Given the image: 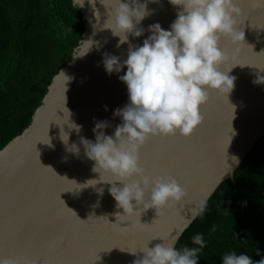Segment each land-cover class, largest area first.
Listing matches in <instances>:
<instances>
[{
    "label": "water",
    "instance_id": "water-1",
    "mask_svg": "<svg viewBox=\"0 0 264 264\" xmlns=\"http://www.w3.org/2000/svg\"><path fill=\"white\" fill-rule=\"evenodd\" d=\"M103 2L111 5L114 0ZM233 3L241 9L237 30L244 31V41L237 44L224 38L220 46L229 55L224 70L232 68L229 75L236 77L228 95L234 113L224 95L209 91V100L201 108L204 121L190 137H150L139 153L145 174L174 176L188 187V197L162 215L148 209L141 216L117 219V212L124 213L108 191L111 184L81 188L89 179L99 180L100 173L92 171L95 162L86 157L80 137L95 142L93 128L104 121L109 124L105 134L114 136L115 127L123 123L114 112L129 103L127 85L119 79L127 69L109 75L103 59L107 53L123 62L129 44L117 47L119 37L105 28L108 8L100 0H95V8L84 0L79 7L84 31L72 59L52 77L29 124L0 149V259L15 258L21 264H132L143 257L139 249L153 237L171 240L178 236L179 240L197 217L191 215L196 202L204 197L208 201L264 137V83H253L264 77V6L252 0ZM147 6L152 14L139 25L145 29L142 36H129L132 45L142 46L151 35L149 25L159 23L171 30L180 10L169 0H147ZM88 41L92 42L89 50L90 45L84 43ZM62 72L70 78L67 82ZM65 107L70 120L82 126L79 134L65 124ZM61 127L69 134L68 145L60 139ZM48 139L51 146L45 144ZM72 144L79 147L78 155L68 150ZM101 179L114 178L102 174ZM116 185L121 186L119 181ZM99 188L104 189L102 195ZM157 243L162 241L155 239L149 247Z\"/></svg>",
    "mask_w": 264,
    "mask_h": 264
},
{
    "label": "clouds",
    "instance_id": "clouds-1",
    "mask_svg": "<svg viewBox=\"0 0 264 264\" xmlns=\"http://www.w3.org/2000/svg\"><path fill=\"white\" fill-rule=\"evenodd\" d=\"M89 2L95 8V0ZM100 2L108 8L106 23L109 26L105 28L110 29L113 36L119 37L117 47L129 44L127 59L123 62L119 57L107 53L103 59L109 75L120 73L126 67L127 71L119 79L127 85L129 103L114 112V116L123 120L115 127L114 136L105 134L104 129L109 124L104 121L96 122L93 128L95 142L80 137L86 157L95 162L92 171L100 173L99 180L89 179L81 188L95 187L102 182L111 184L108 191L116 201V208L123 209L124 213L121 215L117 212V219L141 216V212L148 209H155L156 216L162 215L165 209L187 199L188 187L181 186L171 175H146L145 168L140 164V149L150 137L167 138L177 134L190 137L204 121L201 108L209 100V91L224 95L228 101L236 77L229 75L232 68L224 70L229 55L221 49L220 44L224 38L237 44L244 41V31L237 30L236 17L241 9L234 5L233 0H169L170 4L180 9L170 25L171 30L163 29L159 23L149 25L147 31L151 35L143 41L142 46H136L129 42V36L140 37L144 34L145 29L139 25L152 14L147 0L144 3L140 0H127L126 3L114 0L111 5H106L103 0ZM252 2L256 6H264V0ZM78 6L83 7L84 0ZM96 15L98 18V11ZM84 43L90 45L89 50L92 42ZM62 74L67 82L70 78ZM253 83H264V77H258ZM231 106L234 113L235 108ZM65 109L68 117L65 124L79 134L82 126L71 121V113ZM231 132L235 134L232 127ZM60 139L68 145L69 134L63 127L60 128ZM45 144L51 146L50 139ZM68 150L79 154L76 144H72ZM102 174L114 179L105 181L101 179ZM117 181L121 186L116 185ZM97 191L102 195L104 189ZM146 193H150L147 199ZM206 201L207 197H204L196 202L191 209L192 219L204 213ZM211 231H215V226ZM155 239H160L162 243L149 247ZM177 240L178 236L171 240L153 237L139 249L143 257L135 259L132 264H197L198 254L205 246L204 237L196 234L192 238V242L199 245L198 248L185 246L177 250ZM0 264H21V261L5 257L0 259ZM223 264H264V258L254 262L250 255L232 251L223 255Z\"/></svg>",
    "mask_w": 264,
    "mask_h": 264
},
{
    "label": "trees",
    "instance_id": "trees-1",
    "mask_svg": "<svg viewBox=\"0 0 264 264\" xmlns=\"http://www.w3.org/2000/svg\"><path fill=\"white\" fill-rule=\"evenodd\" d=\"M84 23L72 0H0V149L29 124L52 77L72 59ZM206 204L177 250L198 248L192 238L201 234L197 264H223L232 251L264 258V137Z\"/></svg>",
    "mask_w": 264,
    "mask_h": 264
}]
</instances>
